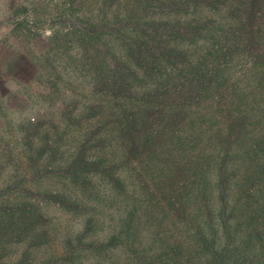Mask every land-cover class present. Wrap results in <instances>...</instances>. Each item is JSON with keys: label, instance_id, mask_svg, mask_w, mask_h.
<instances>
[{"label": "trees", "instance_id": "trees-1", "mask_svg": "<svg viewBox=\"0 0 264 264\" xmlns=\"http://www.w3.org/2000/svg\"><path fill=\"white\" fill-rule=\"evenodd\" d=\"M115 1L25 127L0 264H264V0Z\"/></svg>", "mask_w": 264, "mask_h": 264}, {"label": "rangeland", "instance_id": "rangeland-1", "mask_svg": "<svg viewBox=\"0 0 264 264\" xmlns=\"http://www.w3.org/2000/svg\"><path fill=\"white\" fill-rule=\"evenodd\" d=\"M118 3L115 0H0L1 197H16L17 189H9L8 179L19 169L22 159H26L30 140L33 145H40L39 136L25 132L27 124L48 112L64 111L54 101L51 85L68 82L74 75L81 76L72 58L82 52L74 38L77 26L81 25L79 19L106 21L99 27L100 38L103 49L111 53L117 48L114 36L117 25L111 19L120 9ZM262 15L264 11L260 10L255 27L264 32ZM74 22L77 24L73 27ZM26 180L25 190L35 192L33 177L27 174ZM47 187L43 182L37 190Z\"/></svg>", "mask_w": 264, "mask_h": 264}]
</instances>
